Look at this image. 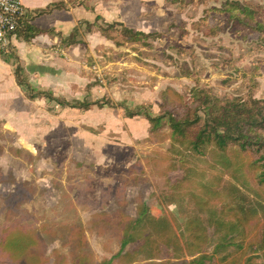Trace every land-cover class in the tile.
<instances>
[{
    "label": "rangeland",
    "instance_id": "obj_1",
    "mask_svg": "<svg viewBox=\"0 0 264 264\" xmlns=\"http://www.w3.org/2000/svg\"><path fill=\"white\" fill-rule=\"evenodd\" d=\"M165 2L152 5L157 14L150 21L153 37L148 44L126 42L118 34V43L111 40V46L88 61L96 65L90 78L101 86L95 94L103 93L114 104L83 119L101 127V134L84 143L60 126L49 135L46 148L32 150L34 156L19 153L15 135L0 125V169L9 179L0 182V225L19 217L36 227L39 245L34 250L45 259L43 264H100L111 257L119 250L121 215L134 217L140 201L163 210L181 238L186 220L197 209L195 199L212 237L208 212L217 213L226 204L221 188L233 182L232 170L210 154L190 158L172 151L164 123L147 138L152 122L142 115L123 120V107L143 105L153 114L176 115L190 102L195 86L219 97L264 101V0ZM225 2L240 3L251 14L239 16L235 10L231 16ZM69 119L77 128L81 117ZM18 183L19 192L6 200ZM121 184L122 195L116 190ZM172 198L179 206L168 202ZM135 247L131 243L124 250ZM211 248L207 244L205 251ZM130 264H167V258L150 262L139 257Z\"/></svg>",
    "mask_w": 264,
    "mask_h": 264
},
{
    "label": "trees",
    "instance_id": "obj_2",
    "mask_svg": "<svg viewBox=\"0 0 264 264\" xmlns=\"http://www.w3.org/2000/svg\"><path fill=\"white\" fill-rule=\"evenodd\" d=\"M224 5V10L231 16L235 15V10L238 12L236 15L251 14L240 3L225 2ZM47 10L41 9L36 13ZM84 24L87 30L96 27L115 43H118V34L126 42L145 45L153 37L152 32L134 30L119 21ZM15 33L29 38L34 30L24 20ZM0 52L4 58L12 57L11 51ZM15 76L18 83L27 89L30 98L41 94L61 106L84 109L92 105L114 106L107 98L66 101L54 97L49 90H37L26 82L19 66L15 67ZM190 96V102L183 103L182 110L176 115L162 111L153 114L143 105L124 106V115H142L151 121L147 138L160 132L164 123L167 125L172 151L178 154L183 152L190 158L210 154L222 167L232 170L233 182H226L221 188L226 204L217 213L215 210L208 212V221L214 225L212 237L207 236L205 221L200 216L203 209L195 199L193 201L197 209L186 220L181 238L174 232L163 210L151 209L140 201L134 217L121 215L119 222L123 226L119 250L100 264H130L139 257L150 262L165 257L167 264H264V101L256 98L246 101L239 97H219L208 88L197 86L190 90ZM244 170L250 172L249 178L257 187L251 186ZM6 180H9L8 177L0 169V182ZM21 184L18 183L12 189L6 200L12 199L19 192ZM122 186L116 188L120 195L123 192ZM171 201L176 207L179 206L177 199L172 198L168 202ZM186 231L189 234L184 233ZM131 243L136 244V247L124 250ZM207 244L212 245L210 252L205 251ZM38 245L36 227L23 222L19 217H12L0 225V264H43L45 259L34 250ZM184 255L192 257L186 262L182 260ZM256 258L262 259V263Z\"/></svg>",
    "mask_w": 264,
    "mask_h": 264
},
{
    "label": "crops",
    "instance_id": "obj_3",
    "mask_svg": "<svg viewBox=\"0 0 264 264\" xmlns=\"http://www.w3.org/2000/svg\"><path fill=\"white\" fill-rule=\"evenodd\" d=\"M26 14L25 21L34 33L29 38L14 33L11 37L12 57L0 52V125L13 133L15 147L21 152L47 147L51 134L60 126L69 129L71 137L78 134L82 142L89 136L102 133V128L83 119L94 110L114 106L92 105L89 108L61 106L39 94L28 96L27 89L15 76V67L21 68L26 82L37 90H49L56 98L66 101H94L103 98L100 84L92 81L88 61L97 51L111 46L96 28H84V22H122L134 30L151 32V19L157 13L152 5L165 0H20ZM161 2V3H160ZM47 11L36 13L41 9ZM36 13V14H35ZM76 30V32H75ZM33 32V31H31ZM80 94V95H78ZM96 95V96H95ZM109 99L108 97H105ZM113 100L112 98L109 99ZM112 102V101H111ZM81 117L77 128L71 115ZM123 120H131L127 117ZM121 115V116H122ZM138 116V115H136ZM103 126V125H102ZM17 158L22 159L18 155ZM26 167V166H25ZM4 172V169H1ZM14 173V172H13ZM22 180V178H20ZM43 180V178H40Z\"/></svg>",
    "mask_w": 264,
    "mask_h": 264
},
{
    "label": "built area",
    "instance_id": "obj_4",
    "mask_svg": "<svg viewBox=\"0 0 264 264\" xmlns=\"http://www.w3.org/2000/svg\"><path fill=\"white\" fill-rule=\"evenodd\" d=\"M25 14L20 0H0V51L11 50V37L25 20Z\"/></svg>",
    "mask_w": 264,
    "mask_h": 264
}]
</instances>
